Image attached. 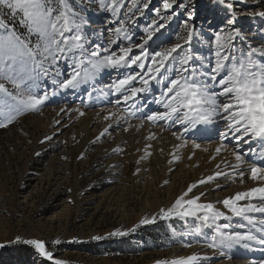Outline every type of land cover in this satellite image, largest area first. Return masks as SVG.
<instances>
[{
	"label": "snow or ice",
	"instance_id": "1",
	"mask_svg": "<svg viewBox=\"0 0 264 264\" xmlns=\"http://www.w3.org/2000/svg\"><path fill=\"white\" fill-rule=\"evenodd\" d=\"M139 2L140 0H131L127 12L123 13L124 19H119L124 0H99L100 8L110 11L116 17L109 23L117 25L107 29L111 36L107 39L106 46L102 47L101 44L92 45L87 40L82 32V25L87 24V19L76 11L69 0H0V114L5 119L4 123H0V128H6L25 113L41 111L50 98L46 87L38 91L45 78L51 76V84L61 90H76L93 81L105 70L114 71L117 76L106 87L110 94L117 96L115 105L123 103L137 111L149 109V103L158 106L155 110L149 109L144 113L139 127H144L145 121L153 126L160 125L161 122L182 126L181 132H172V136L180 141L174 146L173 160L181 159L177 153L189 147V141L185 137L197 129L198 125L222 123V130L217 133L219 142L211 158L215 159L221 152L229 151L227 143L235 141L231 150L235 163H226L225 166L239 176L241 183L246 175L258 182V186L238 191L219 202L231 216L212 202H201L203 192L189 197L193 189L227 175L217 164V170L212 175L188 185L186 191L170 207L161 208L151 218L140 219L139 224L130 231H135L140 225L154 223L157 216L197 217L206 226L215 227V235L207 244L209 248L230 249L238 245L249 249L253 242L264 245V219L257 220L252 215L264 216V157L259 164H248L247 171L242 167L246 164L245 157L255 151L251 144L255 141L264 143V47L248 45L246 51L237 50L234 40L241 35L239 31L217 32L214 39V59L205 65L204 58L201 57V63L196 65L197 58L190 48H185L192 40L194 29L185 22L183 30L186 39L184 36H177L175 43L150 53L147 47L149 41L153 40L165 24L156 26V21H153L145 29L146 37H141L139 43H132L129 25L134 24L135 19L130 14L136 9L143 15V9L148 8V3H144L142 9L138 8ZM219 2L225 4V0ZM175 4L176 0H162V8L157 7L155 12L159 16L162 9L171 10ZM226 7L231 9L233 5L229 2ZM249 15L264 17V11ZM166 19L171 20L172 16ZM17 21L20 28L24 29L23 32L18 30ZM234 22L229 21L230 24ZM123 40L129 41L127 46L122 43ZM137 49L139 54H135L134 50ZM61 61L64 62L63 68L60 66ZM145 93H153V99L143 103L142 108H137L138 97ZM144 99L147 100V97ZM60 111L64 112L65 109ZM74 111L80 116L84 115L79 108ZM134 114L129 112V115ZM123 118L124 114L119 110L109 111L103 117L106 121L114 122ZM111 127L112 124L109 123L100 136L107 134ZM45 139L50 140L51 137ZM148 139H156V134L150 133ZM243 145L249 146L247 152L243 150ZM190 147L193 150L209 151L208 147L202 148L195 140L191 141ZM217 187L220 185L217 184ZM232 217H240L253 226L258 224L260 227L254 230L227 231L229 224H217L221 218L231 220ZM244 227L243 224L239 225L240 229ZM109 235L122 236L127 235V232L116 230ZM102 238L92 237L96 240ZM16 242H21L20 236L16 237ZM22 242L33 246L40 256L53 264H66V261L54 256L43 239H27ZM52 243L59 244L60 240ZM3 246L0 244V247ZM202 259L206 257L193 253L178 259L156 260L154 264H200Z\"/></svg>",
	"mask_w": 264,
	"mask_h": 264
},
{
	"label": "rangeland",
	"instance_id": "2",
	"mask_svg": "<svg viewBox=\"0 0 264 264\" xmlns=\"http://www.w3.org/2000/svg\"><path fill=\"white\" fill-rule=\"evenodd\" d=\"M229 2L233 5L231 9L226 7ZM69 3L87 19V24L82 25L87 40L92 45L106 46L111 36L107 29L117 26L109 22L116 17L100 8L99 0H69ZM144 3H148V8L143 9V15L136 9H133L134 15L130 14L135 23L129 25V36L132 43H139L141 37H146L145 29L153 21L156 26L164 23L165 27L147 45L150 53L175 43L177 36L186 39L185 22L194 29L192 40L185 48H190L197 58L196 65L201 63V57L205 65L214 59L217 32L239 31L241 35L234 40L237 50L246 51L248 45L264 47V17L249 15L264 11V0H225V4L219 0H176L173 9H162L159 16L155 9L162 8V0H140L137 7L142 9ZM130 4L131 0H124L119 19H124L123 13ZM168 16L172 19L167 20ZM232 20L235 22L230 24ZM16 26L20 32L24 31L18 21ZM122 43L127 46L129 41L123 40ZM134 51L139 54L138 49ZM63 64L61 61L62 68ZM104 72L107 78L96 81V84L89 81L76 90H61L51 84V76L45 78L38 91L46 87L50 98L41 111L25 113L6 128H0V244L4 245L0 247V264H11L12 261L5 260L9 251L27 239H43L54 256L66 264H154L156 260H169L173 248L195 228L190 218L157 216L154 223L130 231L139 224V219L144 218V199L154 198L152 182L162 189L165 187L156 163L150 162L154 176L146 186L137 176V164L130 158L131 149H112L117 142L116 136L109 140L104 136L101 144L93 139L85 143L86 139L76 141L80 135L76 130L83 124L84 116L66 117L65 122L70 120L66 126L56 123L59 121L57 97L71 95L74 101L86 100V96L89 99V93L95 95L91 91L98 89L100 84L111 83L117 76L111 70ZM9 88L12 90L10 85ZM53 92L56 94L52 95ZM116 99L117 96L111 99L114 101L112 105ZM89 100H92L91 96ZM115 106L124 113L125 108L132 109L123 103ZM103 117L90 126L91 136H97L113 121H106ZM4 122V116L0 114V123ZM120 138L126 142L129 135ZM101 146L103 148L99 149ZM142 185L146 189L143 194L140 192ZM160 195L164 196L163 191ZM123 206L127 209V216L119 212ZM137 214H140L138 220L135 219ZM116 230L127 232V235H109ZM17 236L21 237V242H16ZM95 236L103 238L92 239ZM57 239L60 243L53 244L52 241ZM98 241L103 242L101 244L106 249L88 252L83 246ZM31 248L33 254L28 264H53L40 256L33 246Z\"/></svg>",
	"mask_w": 264,
	"mask_h": 264
},
{
	"label": "bare ground",
	"instance_id": "3",
	"mask_svg": "<svg viewBox=\"0 0 264 264\" xmlns=\"http://www.w3.org/2000/svg\"><path fill=\"white\" fill-rule=\"evenodd\" d=\"M105 73L106 72L91 82L96 84V81L102 78H107L108 75ZM107 85L108 84H100L98 89L91 91L95 94L91 95L92 100H89V94V99L86 98L87 96L84 97L86 100L83 101L81 99H75V101L78 100V102L72 100V96L69 94L68 97L58 96L56 99V115H58L57 117L59 122L66 126L70 121L67 120L65 122L64 120L66 117L69 118L70 116H74L75 118H78L77 116H80L78 112L74 111L75 109L79 108L80 111L84 112L83 116L85 118L83 119V124H81L79 129L77 128L76 130L80 133L76 141L86 139L87 142L85 143H89V141L93 139L94 141H98V143L101 144V140L104 138V136L107 137V140L113 136H116L115 141L117 140V142L114 144L112 149L119 150L121 148L124 149V147L131 149L132 152L130 158L137 164L136 172L138 178L141 177L140 182H144L146 184L148 181H151L154 173L153 170L150 169V162L153 160L156 163L157 167L160 169V174L162 175V185H165V187L162 189L161 186L156 185L154 181L152 182L151 186H155L153 191L154 198L153 200L144 199V217L151 218L153 215H156V213L159 212L161 208L170 207L171 204L174 203L175 199L184 191H186L188 185L197 182L202 177L212 175L217 170V164L220 165V170L227 173V175L219 177L212 183L200 185L198 188L193 189V192L189 194V197L193 195H199L201 192H203L204 195L201 196V202H212L218 209L231 216V213L226 208H224L222 203L219 202L228 196L234 195L238 191H247L251 187L258 186V182L252 181L247 177V175L245 176L243 183H241L239 176L233 173L230 167L225 166L226 163L228 165L235 163L234 157L231 155V150L235 144V141L227 143V148L229 151L221 152V154L216 156L215 159L211 158L214 148L219 142L217 133L219 130H222V123L198 125L197 129L189 132L185 137L189 141V147L182 149L179 153H177L181 156V159L178 161L173 160L172 154L175 152L174 146L179 144L180 141H178L176 137L172 136V132H181L183 128L180 124L161 122L160 125L153 126L149 125L145 121L144 127H139L141 121L143 120L144 113H147L149 109L155 110L158 107L155 104L149 103V109H143V111H137L133 108L129 111H126L125 113L120 111L124 114V118L115 122L110 121V123H112V127L109 128L106 135L101 137L99 133L97 136H91V125H93L101 117L105 116L109 111L115 112L119 110L115 105H112L114 101L111 99L116 97V95L109 93L106 87ZM145 96L147 97V100L144 99ZM152 99L153 94L146 93L140 100H138L137 108H141L143 103L149 102ZM96 106L99 108L96 110H91L92 107ZM62 108L65 109L64 112L60 111ZM129 112H134L135 114L129 115ZM101 114L103 115L100 116ZM76 131L75 136L77 135ZM124 133L129 135V139L126 142L123 140L121 141L120 138L125 135ZM150 133H155L156 139H148ZM97 137L100 138L97 139ZM193 140H195L196 143L201 144L202 148L208 147L209 151L204 152L200 149H191L190 145L191 141ZM102 148L103 146L99 147V149ZM242 148L245 152H247L249 146L243 145ZM251 148L255 151L245 157L246 164L242 166L245 171H247L248 164H259L261 158L264 157V143L255 141L251 144ZM193 151L195 152L194 155L192 154ZM189 156H191V159H189ZM111 163L114 165L115 160H113ZM217 184H219L220 187H217ZM141 187L142 188L140 192L143 194L146 190L145 185H142ZM162 191L164 194L163 197L160 195ZM253 202L258 203V201ZM126 211L127 209L125 206L119 210L121 215L127 216L128 213H126ZM252 215H254L257 220L264 219V216L260 214ZM139 217L140 214H137L135 219L137 218L138 220ZM181 218L192 219L195 228L186 234L185 239L180 245L173 248L172 252L170 253L169 260L186 257L196 253L201 257H206V259H202L200 261V264H261V262L264 261V245H259L253 242L251 248L249 249H245L238 245L233 246L230 249H212L207 247V244L211 241L212 236L215 235V227L206 226L202 219L197 217ZM217 224H229L230 228L227 229V231H243L248 229L254 230V228L260 227L258 224L253 226L248 221L240 217H232L231 220L221 218L219 221H217ZM241 224L245 226L244 229L239 228V225Z\"/></svg>",
	"mask_w": 264,
	"mask_h": 264
},
{
	"label": "trees",
	"instance_id": "4",
	"mask_svg": "<svg viewBox=\"0 0 264 264\" xmlns=\"http://www.w3.org/2000/svg\"><path fill=\"white\" fill-rule=\"evenodd\" d=\"M103 242H93L92 244H84L83 246L88 252H94L96 249H106ZM82 246V247H83ZM32 246L27 244H20L14 246L10 251L8 257L5 259L6 261H12L11 264H28L30 258L33 254ZM2 257L4 258V254L2 253Z\"/></svg>",
	"mask_w": 264,
	"mask_h": 264
}]
</instances>
